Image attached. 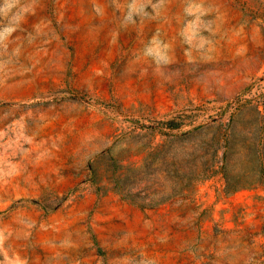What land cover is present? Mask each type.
I'll use <instances>...</instances> for the list:
<instances>
[{"label":"rangeland","instance_id":"374dc122","mask_svg":"<svg viewBox=\"0 0 264 264\" xmlns=\"http://www.w3.org/2000/svg\"><path fill=\"white\" fill-rule=\"evenodd\" d=\"M171 201L246 252H164ZM0 264H264V0H0Z\"/></svg>","mask_w":264,"mask_h":264},{"label":"crops","instance_id":"0c3cea01","mask_svg":"<svg viewBox=\"0 0 264 264\" xmlns=\"http://www.w3.org/2000/svg\"><path fill=\"white\" fill-rule=\"evenodd\" d=\"M245 191L246 188L242 187L232 190L234 194ZM239 202L245 206L250 200L244 196ZM195 205L182 201L178 206L177 201H171L158 208L139 209L142 226L148 225V229L153 228L155 233L162 231L160 238H163L164 252H246L245 232L250 230L249 215H244V221L240 223L228 219L224 213L218 218L221 231L211 236L203 230L206 219L199 216V208Z\"/></svg>","mask_w":264,"mask_h":264},{"label":"trees","instance_id":"16d2710c","mask_svg":"<svg viewBox=\"0 0 264 264\" xmlns=\"http://www.w3.org/2000/svg\"><path fill=\"white\" fill-rule=\"evenodd\" d=\"M170 125V126H169ZM168 128L171 130L173 126H171V122H168Z\"/></svg>","mask_w":264,"mask_h":264}]
</instances>
